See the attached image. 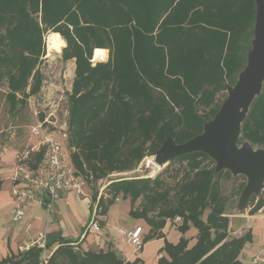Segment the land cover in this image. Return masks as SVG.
<instances>
[{"label": "trees", "instance_id": "trees-1", "mask_svg": "<svg viewBox=\"0 0 264 264\" xmlns=\"http://www.w3.org/2000/svg\"><path fill=\"white\" fill-rule=\"evenodd\" d=\"M255 9L256 0H0V81L8 84L6 100L14 109L15 92L27 97L24 88L40 54L42 32H60L66 41L62 58H75L77 66L66 120L75 168L94 171V181L113 170L130 169L146 148L155 153L168 135L185 142L213 117L219 108L210 107L214 95L226 87L224 69L237 74L245 63ZM94 48L109 50L106 62L90 65ZM39 78L34 73L33 94ZM25 98L19 99L22 105ZM199 106L207 107L211 117L198 114ZM239 140L264 146V84L241 124ZM43 154L41 147L32 167ZM198 157L208 156L192 152L176 157L187 160L193 174L185 180L176 205L167 204L164 191L145 194L151 183L161 184L155 175L112 180L107 185L112 197L102 209L118 192L132 202L147 196L148 207L132 211L134 216L159 208V218L180 215L198 229L190 249L183 236L176 244L165 241L169 259L161 256L158 264H240L237 254L248 231L227 239L226 198L215 179L219 172L214 174V166L199 168ZM251 200L256 201L253 212L261 198ZM187 226L179 229L184 232ZM70 242L60 238L49 255L37 246L17 250L0 264H134L111 248L74 251ZM45 247L51 250L49 244Z\"/></svg>", "mask_w": 264, "mask_h": 264}, {"label": "crops", "instance_id": "crops-1", "mask_svg": "<svg viewBox=\"0 0 264 264\" xmlns=\"http://www.w3.org/2000/svg\"><path fill=\"white\" fill-rule=\"evenodd\" d=\"M40 148L37 141L20 155L8 149L0 154V260L11 253H17L18 245L38 236H42L45 245L49 244L51 247L50 251L46 247L43 250L46 255L57 248L60 238H64L71 240L70 243L80 250L106 251L111 248L122 259L134 261V264H158L161 256L169 259L163 249L165 241L176 244L183 236L188 239L187 249L196 242L198 229L189 221L184 223L180 215H176L180 216L179 220H175V216L159 218L157 214L159 208H157L149 210L144 216H134L132 211H141L145 209V205L148 207L147 196H140L132 202L129 196L118 192L113 202L106 210H103L102 205L107 204V200L112 197L111 190L107 187L110 182L94 192L92 189H87L84 183L82 194L76 192L62 194L55 202L53 212H48L41 203H33L19 221H13L11 189L14 180L11 164L17 158L23 166L32 167L34 154ZM6 154L10 158L7 159ZM2 158L3 161H1ZM69 160L75 168L70 151ZM5 162H8L6 170L2 166ZM260 201L261 205L257 210L250 212L256 201L247 209L245 229L239 231L240 235L238 233V235H235L236 233L232 235V237H239L248 231L237 254L240 264H251V258L264 243V194ZM235 213L226 211L223 215L230 221V217ZM206 214L207 210L202 214V219ZM125 216L129 219L125 220ZM92 218L97 220L99 230L86 226ZM180 225H188L186 231H181ZM135 226L142 227L140 234L142 244L136 252L125 236L126 231ZM152 233L154 235L150 236ZM228 236L229 239L232 238L229 232Z\"/></svg>", "mask_w": 264, "mask_h": 264}, {"label": "rangeland", "instance_id": "rangeland-1", "mask_svg": "<svg viewBox=\"0 0 264 264\" xmlns=\"http://www.w3.org/2000/svg\"><path fill=\"white\" fill-rule=\"evenodd\" d=\"M49 32L53 31L49 30L42 32L40 54L38 55L35 67L28 78L26 87L24 88V91L28 95L25 98L21 91L15 92L16 99L14 109L10 107V103L6 100L5 97L6 93L9 91L7 81L5 79L0 81V154L5 149H8L12 153L20 155L21 153L32 147L34 144H36L39 139L31 133V128L36 123V118L43 119L45 117H49V123H46L45 127L47 128V132L51 134V137L54 140L61 142L67 152L74 151L73 146L70 149L67 147L68 133L66 130V120L68 116L67 109L69 105L68 94L72 89V83L76 76V60L75 58H62V49L65 47L63 43L60 44L59 51L55 49H48L46 42ZM56 33H58L62 37V40H65L60 32ZM103 49H105L106 53L105 59L103 57ZM94 50L95 48L92 50V55L89 59L91 66L100 62L107 61L109 56V50L107 48H101L102 58L98 60L93 59ZM34 73H38L40 77V87L35 94L30 92L32 88L31 85L33 83ZM223 75V80L226 81L225 83L233 85L235 83L234 81H236L235 79H237L238 73H227L226 69H224ZM227 81L231 83H228ZM214 96V100L210 107H220L221 103L227 96L226 87L219 89ZM23 98H25V103L22 105L19 99ZM174 108L175 111L179 112L180 107L177 106ZM207 110V107L199 106L197 112L198 114L203 115H206L208 113L207 117H211V112H208ZM41 116H43V118H41ZM51 117H53L52 121L50 120ZM243 141L244 140H239L238 144H241ZM252 146L253 148L260 147L258 145ZM154 154L155 153L152 151V148L149 147V150L148 148H146L145 155L136 165L127 170H113L106 176L99 178V180L97 181H94V171L83 169V172H81L79 169H75L82 177L84 183L86 184V188L92 189L93 192L95 190H98L101 186L103 187L104 185H107L108 182L119 178L133 179L142 177H154L155 175H158V179L160 180L161 184L157 186V183H151V189L146 190L145 194L151 197L155 196L156 192L158 193L164 191L165 193H167L168 202L171 203L172 206H174L177 203L178 195L183 190L182 186L185 180L189 177H192L193 174L189 170L187 160L178 158H174L166 162L163 166H160L156 163L159 166V169L156 170L151 165L146 166L147 159H151L152 157H154ZM5 157L7 159L10 158V156L8 157L7 154L5 155ZM197 159L200 161L199 168L203 170H211V168L215 166L214 161L209 156L198 157ZM3 160L4 159L2 158L1 161ZM18 163L20 162L17 158L13 160V163L11 164L12 175ZM7 165L8 162L2 163V166L5 168V170L7 168ZM214 174L217 175V173ZM215 179L216 183H218L219 192L226 198V207L224 212H236V202L240 195L241 189L246 183L245 177L243 175L233 176L228 170H221L219 171ZM262 195L263 193L261 194V196ZM251 198L249 207L254 202V200H251ZM228 201L230 203H228ZM206 210L208 214L210 208H207ZM207 214L203 217L204 220H206ZM124 219L128 220L129 218L125 216ZM237 233L239 234V232H236V234L229 233V235H231L232 237V235L234 234L238 235ZM196 242H194L190 248H192L196 244ZM263 245L264 243L261 245V247ZM260 248L258 249V251L260 250ZM73 250L80 251V249L76 248L75 246L73 247Z\"/></svg>", "mask_w": 264, "mask_h": 264}, {"label": "water", "instance_id": "water-1", "mask_svg": "<svg viewBox=\"0 0 264 264\" xmlns=\"http://www.w3.org/2000/svg\"><path fill=\"white\" fill-rule=\"evenodd\" d=\"M264 84V0H256L255 22L246 52V63L238 72L233 85L226 84L227 96L212 118L203 122L200 133L177 143L170 135L155 151L154 162H166L192 152H203L215 163L214 173L228 170L233 176L243 175L244 187L236 202V213L230 217L228 232L243 231L250 198H259L264 191V147H256L241 136V124L254 98ZM53 120V117L50 118Z\"/></svg>", "mask_w": 264, "mask_h": 264}, {"label": "built area", "instance_id": "built-area-1", "mask_svg": "<svg viewBox=\"0 0 264 264\" xmlns=\"http://www.w3.org/2000/svg\"><path fill=\"white\" fill-rule=\"evenodd\" d=\"M49 118V117H48ZM48 118H36V123L31 128V133L36 136L38 146L44 148L41 161L35 167H25L20 163L13 172L14 185L11 189L13 221H19L26 209L33 203H41L48 212L54 211V204L58 198L66 192L82 194L84 181L79 172L71 165L69 151L61 142L54 140L45 127L49 123ZM154 158L147 159L146 166H150ZM180 216H175L179 220ZM99 230V224L92 218L86 225ZM141 226L128 229L125 233L127 241L138 251L142 240L140 237ZM32 246L45 249L44 238L38 236L29 239L17 246L18 251H26ZM251 264H264V245L252 257Z\"/></svg>", "mask_w": 264, "mask_h": 264}, {"label": "bare ground", "instance_id": "bare-ground-1", "mask_svg": "<svg viewBox=\"0 0 264 264\" xmlns=\"http://www.w3.org/2000/svg\"><path fill=\"white\" fill-rule=\"evenodd\" d=\"M52 34H58V33H56V32H49L48 33V37L50 36V35H52ZM47 47H48V49L49 50H52V49H54L53 47H52V42H51V40H49L48 38H47ZM55 50H57V49H55ZM50 55V54H49ZM102 58V50L100 49V48H95V50H94V53H93V59L94 60H98V59H101ZM151 164V166H153L154 168H155V170L156 169H159V166L153 161L152 163H150Z\"/></svg>", "mask_w": 264, "mask_h": 264}, {"label": "clouds", "instance_id": "clouds-1", "mask_svg": "<svg viewBox=\"0 0 264 264\" xmlns=\"http://www.w3.org/2000/svg\"><path fill=\"white\" fill-rule=\"evenodd\" d=\"M49 40L52 42V47L54 49L60 50V44L63 43L66 46V41L62 40V37L59 34H52L48 37Z\"/></svg>", "mask_w": 264, "mask_h": 264}]
</instances>
